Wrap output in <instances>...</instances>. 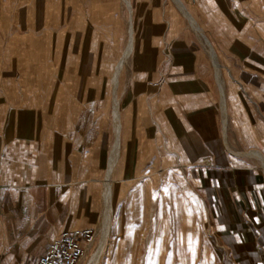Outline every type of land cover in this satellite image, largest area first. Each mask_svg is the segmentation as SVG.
Returning a JSON list of instances; mask_svg holds the SVG:
<instances>
[{
  "label": "crops",
  "instance_id": "crops-1",
  "mask_svg": "<svg viewBox=\"0 0 264 264\" xmlns=\"http://www.w3.org/2000/svg\"><path fill=\"white\" fill-rule=\"evenodd\" d=\"M11 1L0 39V254L1 264H32L61 234L102 225L105 191L92 177L107 176L110 158L85 165L90 177L80 179L59 147L51 158L40 148L26 59L36 41L24 35L27 0ZM128 1L127 11L123 0H53L55 49L133 45L117 89L111 176L124 186L112 202L138 177L178 175L190 222L201 224L192 235H211L219 263L264 264V0H178L199 30L174 0ZM65 94L76 104L74 88Z\"/></svg>",
  "mask_w": 264,
  "mask_h": 264
},
{
  "label": "rangeland",
  "instance_id": "rangeland-1",
  "mask_svg": "<svg viewBox=\"0 0 264 264\" xmlns=\"http://www.w3.org/2000/svg\"><path fill=\"white\" fill-rule=\"evenodd\" d=\"M11 2L12 5L18 3ZM123 5L128 11L127 5ZM27 7L24 35L27 40L33 38L36 41L34 48L26 49V59H31L35 65L32 74L36 88L34 113L38 122L35 132L40 148L51 158L59 147L61 162L75 164L77 178L88 179L87 173L82 174L89 172V169L83 170L85 165L94 159L114 156V67L110 63L107 69L106 61L112 57L118 61L128 47L55 49L52 46L53 0H27ZM56 9L58 12V5ZM2 11L3 0H0V39L4 38ZM11 19L17 24V16ZM71 53L77 57L76 64L69 62ZM59 88L61 95L57 93ZM70 88L77 92L70 98L75 100V106L65 94ZM73 115L77 124L70 128L66 125ZM57 136L62 137L60 144H57ZM69 155H74V159L69 160ZM92 180L101 182L99 185L105 191L106 176H93ZM111 180L112 191H116L119 185L124 186L118 183L117 176H111ZM128 188L124 189L118 204L113 201L110 232L96 264H220L214 256L211 235H203V231L202 235H192L201 224L190 222L193 219L189 215L190 191L182 177L159 173L142 176L134 184L129 183ZM100 202L103 222L94 230L93 242L86 245L80 264L90 263L103 240L101 231L106 210L103 195Z\"/></svg>",
  "mask_w": 264,
  "mask_h": 264
},
{
  "label": "bare ground",
  "instance_id": "bare-ground-1",
  "mask_svg": "<svg viewBox=\"0 0 264 264\" xmlns=\"http://www.w3.org/2000/svg\"><path fill=\"white\" fill-rule=\"evenodd\" d=\"M123 1L127 4L128 8H131L128 0H123ZM174 1L180 7L179 9L183 10L185 15L188 17V19L190 20V22H191V24L193 26L192 28H195L196 30H199V28L197 27L195 21L190 17V15L187 14V12L181 6L179 1L178 0H174ZM132 46H133L132 43H130L128 48H127V50L125 51V53L121 57L120 61L115 66L113 79H112L113 92H114V96H115V98H114V100H115L114 121H115L116 143H115V148H114V156L111 157V159H110L108 174L106 176V181H105L106 182L105 183L106 184V188H105L104 197H105V201H106V210L104 212L105 213L104 214V229H103V231H101V232H103V240H102V243H101V246H100L98 252L92 257V259H91L89 264H96L97 261L100 259L101 255H102V252H103V248H104V241H105V239L107 238V236H108V234L110 232V225H111V220H112V215H113V205H112V203H113L112 200L113 199H112V190H111V185H112L113 181L111 180V173H112V170L114 169V166H115L116 161H117V156H118V151H119V143H120L119 142V136H120V130H122L121 129V125H120V112H119V107H118L119 105H118V101H116L117 89H118L120 74H121V72L123 70V67L125 65L126 60L128 59V57H129V55H130V53L132 51ZM212 55H213V53H212ZM217 69H219V68H217Z\"/></svg>",
  "mask_w": 264,
  "mask_h": 264
},
{
  "label": "built area",
  "instance_id": "built-area-1",
  "mask_svg": "<svg viewBox=\"0 0 264 264\" xmlns=\"http://www.w3.org/2000/svg\"><path fill=\"white\" fill-rule=\"evenodd\" d=\"M94 239V231H74L61 234L50 245L37 264H80L85 256L86 245ZM2 255L0 254V264Z\"/></svg>",
  "mask_w": 264,
  "mask_h": 264
}]
</instances>
